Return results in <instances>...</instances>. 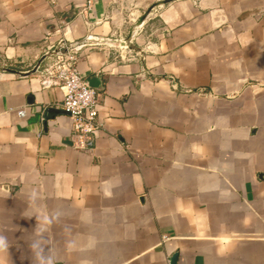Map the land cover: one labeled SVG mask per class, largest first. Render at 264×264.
<instances>
[{"label":"crops","instance_id":"0c3cea01","mask_svg":"<svg viewBox=\"0 0 264 264\" xmlns=\"http://www.w3.org/2000/svg\"><path fill=\"white\" fill-rule=\"evenodd\" d=\"M161 1L0 0V264H264V0Z\"/></svg>","mask_w":264,"mask_h":264},{"label":"built area","instance_id":"2783aa9c","mask_svg":"<svg viewBox=\"0 0 264 264\" xmlns=\"http://www.w3.org/2000/svg\"><path fill=\"white\" fill-rule=\"evenodd\" d=\"M78 58L71 50L58 54L41 75L64 91L57 109L72 121L73 132L79 139V148L89 146L90 136L101 128L98 105L100 93L91 88L77 67Z\"/></svg>","mask_w":264,"mask_h":264},{"label":"water","instance_id":"95a60500","mask_svg":"<svg viewBox=\"0 0 264 264\" xmlns=\"http://www.w3.org/2000/svg\"><path fill=\"white\" fill-rule=\"evenodd\" d=\"M168 2H169V0L161 1V2H159L158 4H156L155 6H153V7L151 8V10H152L154 7H156L157 5L165 4V3H168ZM151 10H149V11L147 12L146 15H148V14L151 12ZM37 69H38V68H37ZM37 69H36L34 72H36ZM96 81H97L96 79H92V80H90V81L88 82L89 86H90L91 88L97 89L98 86L95 84ZM93 82H94V83H93ZM51 112H53V113H55V114H65L64 112H62V111H58V110H51ZM65 115H66V114H65ZM176 259H177V256L175 255V256L171 259V264H175Z\"/></svg>","mask_w":264,"mask_h":264},{"label":"rangeland","instance_id":"374dc122","mask_svg":"<svg viewBox=\"0 0 264 264\" xmlns=\"http://www.w3.org/2000/svg\"><path fill=\"white\" fill-rule=\"evenodd\" d=\"M130 17H131L132 19L138 20V18H136V17H134V16H131V15H130Z\"/></svg>","mask_w":264,"mask_h":264}]
</instances>
